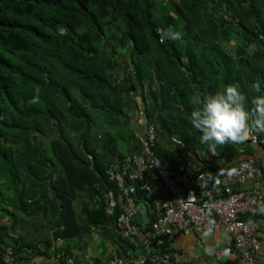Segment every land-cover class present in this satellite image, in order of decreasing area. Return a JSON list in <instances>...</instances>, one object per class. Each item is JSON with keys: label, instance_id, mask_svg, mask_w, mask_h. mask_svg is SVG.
Instances as JSON below:
<instances>
[{"label": "trees", "instance_id": "16d2710c", "mask_svg": "<svg viewBox=\"0 0 264 264\" xmlns=\"http://www.w3.org/2000/svg\"><path fill=\"white\" fill-rule=\"evenodd\" d=\"M169 27L182 39L161 41L158 30ZM256 55L264 58L260 0H0V215L32 207L36 212L43 204L39 208L53 229L50 239L23 245L21 236L10 237L12 227L0 222V244L13 248L17 262L47 264L35 259L41 254L68 264L53 260L52 247L62 238L65 254L79 264L68 242L78 238L85 246L86 235L99 230L116 243L119 256L135 255L133 239L115 225L119 206L110 213L106 205L94 204L108 189L119 198L107 170L141 151L139 130L135 135L129 116L122 123L115 117L126 115L122 94H135L133 119L140 112L136 96H142L143 117L156 126L152 148L159 156L174 165L195 162L187 152L205 145L190 124V93L206 96L237 83L250 104L249 86L259 81L264 89V70L254 68ZM37 88L40 100L30 103ZM116 124L132 128L128 153L118 146ZM174 133L189 144L185 153L171 142ZM217 149L227 163L197 166L208 182L250 154L233 143ZM135 196L153 220L156 193ZM113 253L90 264H106ZM0 264H15L1 247Z\"/></svg>", "mask_w": 264, "mask_h": 264}, {"label": "built area", "instance_id": "2783aa9c", "mask_svg": "<svg viewBox=\"0 0 264 264\" xmlns=\"http://www.w3.org/2000/svg\"><path fill=\"white\" fill-rule=\"evenodd\" d=\"M141 128L140 153L112 163L107 170L108 179L120 190L119 198L108 189L101 202L94 199L97 208L106 205L110 213L119 206L122 214L115 225L123 237L133 239L138 252L126 257L114 253L106 264H188V253L173 246L175 230L201 233L218 223L231 236L229 246L238 255V259L229 264H257L256 255L262 245L257 234L260 223L243 216L264 217V192L258 185L249 184L264 177V161L241 160L226 169L221 179L208 182L200 177L192 159L174 165L159 156L152 148L156 141L154 127L143 121ZM253 140L259 139L255 136ZM138 191L156 193L153 220L148 208L137 204ZM262 229L264 231V224ZM0 247L6 258L15 264H42L36 260L17 262L12 247L5 244ZM52 249L55 262L64 259L68 264L75 263L74 256L65 254L62 238Z\"/></svg>", "mask_w": 264, "mask_h": 264}, {"label": "crops", "instance_id": "0c3cea01", "mask_svg": "<svg viewBox=\"0 0 264 264\" xmlns=\"http://www.w3.org/2000/svg\"><path fill=\"white\" fill-rule=\"evenodd\" d=\"M260 5H262L263 9V18H264V0H260ZM232 49L236 47L237 44L232 42ZM254 51V50H253ZM264 58L259 55H256L254 57V68L255 70H258V68H262L264 70ZM122 66H128L126 64V61L123 60ZM121 69V67H120ZM122 70V69H121ZM124 71V70H123ZM217 83V81H215ZM235 84V83H234ZM237 84V83H236ZM183 89H185V86H183ZM208 92V91H207ZM196 92L190 93V97H192ZM205 91L203 92V94ZM122 94V92H121ZM133 91L130 93H123L122 94V100L125 101V114L118 113L117 120L119 123H122L124 120V117L129 116V119L132 125V128L134 129L135 135L137 134L138 130L142 129V122H147V120L143 117L144 112L142 111V96L137 95V102L139 103L140 112L138 119H133L132 114L134 113L133 109H131L132 105H130L131 99L134 97ZM209 95V93L206 94V96ZM120 96V95H119ZM119 98L118 96H116ZM248 107H251L248 103ZM105 123V122H104ZM148 123V122H147ZM155 128L156 126L152 123H150ZM104 128V127H103ZM131 126L127 127L126 125L122 126L121 124H116V131L118 132L119 141L118 146L121 149L122 152L128 153L129 149L131 148V141H130V132H131ZM101 130V128H94V131L97 132ZM104 129H102L103 131ZM157 133V131H156ZM261 136H258L257 134L254 135L252 138L249 139V145L245 146L244 143L240 144H233L239 151H245L250 150V154H243L240 158L235 160H241V159H247V158H254V159H262L261 156V147H255L253 145V138L257 136L259 141H261L264 144V133L260 134ZM166 141L162 142L164 146H166ZM171 142H173L175 145H177L183 152L189 147V144L187 141L185 142L178 133H174V136L171 139ZM169 144V143H167ZM170 145V144H169ZM204 146H200L197 148H194L195 152L188 151L189 155H192L194 157V160L196 165L203 168H210L211 164H220L223 165L224 163H227V156L221 155L219 153V150L217 149L219 145L216 147L215 151L216 154L212 155V153L208 150V145L204 144ZM197 146V145H196ZM174 147H172V150ZM171 151H169L170 153ZM185 153V152H184ZM189 158V157H188ZM257 159V160H258ZM261 161V162H262ZM203 168H200V170ZM199 171V169H198ZM200 172V171H199ZM203 172V171H202ZM250 185H258L262 188L264 192V177L259 178L251 183ZM52 196V195H51ZM50 196V197H51ZM85 204L86 202H82ZM43 204L36 205L37 211H33V207L28 211H15L11 213H7L3 211L1 213L0 222L4 224L5 226L12 227V231L9 233L10 237H13L14 239H18L20 236L21 242L23 245L30 244V243H36L39 239L42 238H48L50 239L53 234V229L51 228L47 214L45 213V210L42 208H39ZM11 210L12 208L9 207ZM260 228L257 232L258 236L262 240L261 249L258 251L256 255V263L257 264H264V231L262 229L264 224V219H261L259 221ZM212 229L211 235L208 237H205V232L201 233H195V232H186L182 229L177 228L175 230V234L173 237V246L177 249H183L188 253L189 261L188 264H229L238 259V255L236 253V250L233 247H230L231 242V236L227 233L225 230V227L222 224H216L213 227H210ZM113 235V234H112ZM24 239H23V238ZM113 238L115 240V237L113 235ZM41 240V241H42ZM72 241V242H71ZM86 241L87 245L85 246L78 241V238L75 240H70L68 242V245L71 244L73 248L77 250V261L79 264H90L93 259H97L98 257H109L111 255V252H116V243L112 242L111 239L109 240L106 235H104L99 230L92 231L89 234L86 235ZM38 244H42L41 242ZM86 247V249L82 248ZM205 249H211V251H206ZM32 251V250H31ZM110 253V254H109ZM113 253V254H114ZM37 258L43 263L47 264H57L50 262V259H48L46 256L41 254H35ZM88 255V257L86 256ZM109 255V256H108ZM95 259V260H96Z\"/></svg>", "mask_w": 264, "mask_h": 264}, {"label": "clouds", "instance_id": "9594fccd", "mask_svg": "<svg viewBox=\"0 0 264 264\" xmlns=\"http://www.w3.org/2000/svg\"><path fill=\"white\" fill-rule=\"evenodd\" d=\"M160 39L181 40L182 33L169 27L158 30ZM250 98L245 95L238 84H228L214 94L201 96L194 94L190 98L193 110L190 114V124L200 133L202 144L208 145L212 155L216 147L226 143L240 144L256 134L264 133V89L256 81L249 86ZM40 100V89L37 88L30 103ZM199 182V180H198ZM212 229L205 232V237L211 235ZM211 251V249H205Z\"/></svg>", "mask_w": 264, "mask_h": 264}, {"label": "water", "instance_id": "95a60500", "mask_svg": "<svg viewBox=\"0 0 264 264\" xmlns=\"http://www.w3.org/2000/svg\"><path fill=\"white\" fill-rule=\"evenodd\" d=\"M253 145L255 146V147H261V151L260 152H262L261 153V156H262V159L264 160V144L261 142V141H254L253 142Z\"/></svg>", "mask_w": 264, "mask_h": 264}, {"label": "rangeland", "instance_id": "374dc122", "mask_svg": "<svg viewBox=\"0 0 264 264\" xmlns=\"http://www.w3.org/2000/svg\"><path fill=\"white\" fill-rule=\"evenodd\" d=\"M43 138H44V137L42 136V139H43ZM45 150H47V149H45ZM47 154H50V150L47 151Z\"/></svg>", "mask_w": 264, "mask_h": 264}]
</instances>
